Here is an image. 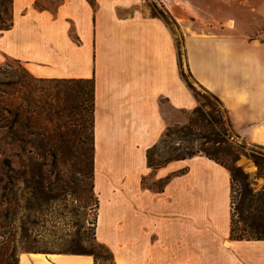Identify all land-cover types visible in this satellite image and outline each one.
Here are the masks:
<instances>
[{"label": "crops", "instance_id": "obj_1", "mask_svg": "<svg viewBox=\"0 0 264 264\" xmlns=\"http://www.w3.org/2000/svg\"><path fill=\"white\" fill-rule=\"evenodd\" d=\"M155 1L175 30L150 13V0H60L54 9L12 0L0 65L13 58L37 79L93 80L94 237L114 264H264V240L230 237L226 168L203 155L154 171L146 161L166 128L198 105L184 71L219 98L240 137L264 147V42L239 17L212 10L224 0L207 17L195 0ZM256 10L264 18V5ZM18 264L94 260L24 253Z\"/></svg>", "mask_w": 264, "mask_h": 264}, {"label": "rangeland", "instance_id": "obj_2", "mask_svg": "<svg viewBox=\"0 0 264 264\" xmlns=\"http://www.w3.org/2000/svg\"><path fill=\"white\" fill-rule=\"evenodd\" d=\"M91 5L92 0H87ZM208 16L209 5L223 0H195ZM226 8L212 10L231 13L259 39L264 35V18L257 8L264 0H224ZM60 0L44 5L54 9ZM151 14L164 13L155 0L148 3ZM2 12L9 20V5ZM227 26H229L226 23ZM175 30V25H170ZM185 72V71H184ZM186 73V72H185ZM19 81V124L12 117L0 120V264H16L24 253H90L96 264H114L94 239L97 199L92 190V98L91 81H45L29 74L21 63L5 58L0 65V82ZM199 93L204 109L213 108L223 120L222 106L188 78ZM166 113L169 110L165 109ZM191 112L184 115L188 123ZM170 115V114H169ZM182 124H171L173 127ZM230 138V156L218 155L227 168L237 169L232 182L231 209L234 230L256 220L253 210L264 194V147L240 137ZM205 140L193 146L208 148ZM173 146H178L172 139ZM163 144L152 160L169 157ZM261 157L260 168L251 155ZM239 181V182H238ZM145 185H150L146 175ZM158 184H154L156 187Z\"/></svg>", "mask_w": 264, "mask_h": 264}, {"label": "trees", "instance_id": "obj_3", "mask_svg": "<svg viewBox=\"0 0 264 264\" xmlns=\"http://www.w3.org/2000/svg\"><path fill=\"white\" fill-rule=\"evenodd\" d=\"M9 5V21L5 23L2 19L1 13H6L7 10L5 8V4ZM11 5L12 0H0V31H6L11 26ZM153 16L161 17L167 24L175 25L174 20L167 13L161 14H152ZM32 76V75H31ZM33 77V76H32ZM182 77L187 82L189 88L192 90L195 98L198 101L197 107L191 111L190 117L188 119V123L186 125H176V126H168L165 132L162 134L158 142L149 148L146 151V161L147 166L152 171L165 166L167 163L176 160H183L192 158L198 155H203L216 163L220 164L224 168H226L231 176V194H232V182L237 181L235 179V171L237 169L227 168L218 158V155L228 157L230 156V138L234 135V128L229 118L227 111L223 108L221 101L217 96L208 92L205 89H202L211 99L219 103L223 108V113L225 114V119L221 117V115L211 108L210 111H206L204 109L205 105L200 103L199 101V93L195 90V88L188 82V78L191 79V75L189 73L182 72ZM35 78V77H34ZM37 80H51V81H78L85 82L91 81L92 90H91V98H92V162L94 160V140H93V117H94V83L93 80H56V79H37ZM12 117L13 125L18 126L19 124V81H8V82H0V120L3 121L2 124L8 122V118ZM175 138L177 140L178 146L175 148L173 146L172 139ZM197 139L205 140L204 144H209L208 148H203V144H200L199 147L193 146V141ZM169 151V157L164 160L153 161L152 157L154 155L155 150L158 146L162 145ZM255 165L260 168L261 157L252 154L251 155ZM239 182V181H238ZM166 180L158 183L156 189L161 191L162 187L165 185ZM93 190V189H92ZM258 206L253 210L254 215L257 217L255 221H252L250 224L245 225L239 233L237 234L234 230L233 224V215L231 217V229H230V237L236 240H264V194L262 197L257 200ZM95 239V237H94ZM96 241V240H95ZM97 242V241H96ZM98 243V242H97ZM102 248H104L108 257L113 261V256L111 251L105 247L104 245L98 243ZM39 253V252H35ZM70 254H86L90 255V253L84 252H71ZM94 260V259H93ZM19 258L17 260L18 264ZM94 264L96 261L94 260Z\"/></svg>", "mask_w": 264, "mask_h": 264}, {"label": "built area", "instance_id": "obj_4", "mask_svg": "<svg viewBox=\"0 0 264 264\" xmlns=\"http://www.w3.org/2000/svg\"><path fill=\"white\" fill-rule=\"evenodd\" d=\"M258 40H260L261 42H264V35H261Z\"/></svg>", "mask_w": 264, "mask_h": 264}]
</instances>
